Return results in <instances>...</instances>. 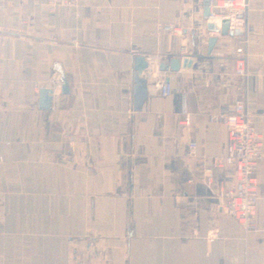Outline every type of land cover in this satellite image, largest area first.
<instances>
[{
	"label": "crops",
	"instance_id": "crops-1",
	"mask_svg": "<svg viewBox=\"0 0 264 264\" xmlns=\"http://www.w3.org/2000/svg\"><path fill=\"white\" fill-rule=\"evenodd\" d=\"M202 4L0 0V264H264V160L250 233L216 197L233 169L203 182L227 151L208 115L241 100L264 137V0H248L244 44L225 37L217 54ZM162 22L179 33L161 35ZM239 49L245 77L227 56ZM135 55L180 65L172 93L139 110ZM63 78L67 93L39 109V88Z\"/></svg>",
	"mask_w": 264,
	"mask_h": 264
},
{
	"label": "built area",
	"instance_id": "built-area-1",
	"mask_svg": "<svg viewBox=\"0 0 264 264\" xmlns=\"http://www.w3.org/2000/svg\"><path fill=\"white\" fill-rule=\"evenodd\" d=\"M74 1V0H71ZM248 0H208L205 6L206 14L202 30V41L210 54H217L219 42L225 37L235 39L237 44H244L239 35L249 30L247 16ZM161 35L168 36L179 33L174 22L159 23ZM235 57L236 76L247 75V59L242 50L227 53ZM147 68L143 72L146 81V102L153 98H165L172 93V83L175 77L166 71L159 70V60L151 63L146 57ZM168 73V74H167ZM61 89L60 80H52L49 86L51 95ZM210 123L222 124L226 127L227 151L222 158H212V167L203 171V182L214 187L213 169L228 166L233 169L234 182L229 187L218 188L216 197L225 213L234 219L243 229L250 233L256 229L258 205L257 172L264 160V137L260 129L248 120L245 104L238 100L230 111L208 115ZM191 156L195 155L194 143H189Z\"/></svg>",
	"mask_w": 264,
	"mask_h": 264
},
{
	"label": "water",
	"instance_id": "water-1",
	"mask_svg": "<svg viewBox=\"0 0 264 264\" xmlns=\"http://www.w3.org/2000/svg\"><path fill=\"white\" fill-rule=\"evenodd\" d=\"M208 0H203V12L204 16L206 14V9L205 6L207 4ZM190 61H183L181 67L186 68L189 67ZM147 60L144 55H135L133 59V89H132V96H133V109L134 110H139L143 103L146 100V81L143 77V72L147 68ZM180 69L179 65V59L178 58H173L170 59L168 63L165 62H160L159 64V70L160 71H166V72H178ZM61 92L62 93H67V84L66 80L63 78L62 79V84H61ZM39 103L38 107L39 109L42 110H47L51 106V92L48 88L46 87H40L39 91Z\"/></svg>",
	"mask_w": 264,
	"mask_h": 264
},
{
	"label": "bare ground",
	"instance_id": "bare-ground-1",
	"mask_svg": "<svg viewBox=\"0 0 264 264\" xmlns=\"http://www.w3.org/2000/svg\"><path fill=\"white\" fill-rule=\"evenodd\" d=\"M149 60H150L151 63H155L153 58H149Z\"/></svg>",
	"mask_w": 264,
	"mask_h": 264
}]
</instances>
